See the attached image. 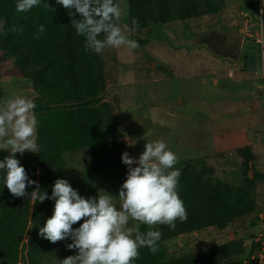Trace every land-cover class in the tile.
Listing matches in <instances>:
<instances>
[{"label": "trees", "instance_id": "1", "mask_svg": "<svg viewBox=\"0 0 264 264\" xmlns=\"http://www.w3.org/2000/svg\"><path fill=\"white\" fill-rule=\"evenodd\" d=\"M127 1L132 30L133 19L138 21L134 31L218 14L226 7V0ZM16 3L17 0H0V51L5 56L2 74L32 83L40 145L39 153L26 150L22 156L17 153V158L29 177L39 182L41 191L49 195L56 179H67L65 155L78 150L89 153L84 188L79 194L85 197L100 194L94 176L109 177L122 184L127 172L121 160L125 152L121 139L124 115L119 105L104 100L107 86L104 58L85 51L84 37L71 25L73 17L56 0H41L39 6L27 12L16 11ZM249 6L256 15L260 14L259 0ZM74 18L80 19L79 14ZM41 24L46 31L36 39L34 34ZM131 37L139 43L147 42L134 33ZM7 155L8 152H0V159ZM251 160L253 157L247 155L245 163L249 166ZM180 170L178 191L187 219L177 220L174 229L168 225L141 224L139 232L155 228L162 236L157 253L142 247L134 264H222L241 256L249 261L260 243L228 239L199 249L191 246L197 235L210 228L223 231L239 223L247 226V219L258 208L256 178L247 177L239 186L221 179L208 184L204 173L192 165ZM34 188L27 191L30 193ZM53 207V200L33 205L28 196L13 198L0 183V264H43L57 244L39 235V228L52 215ZM180 236L181 252L170 257L166 243Z\"/></svg>", "mask_w": 264, "mask_h": 264}, {"label": "rangeland", "instance_id": "2", "mask_svg": "<svg viewBox=\"0 0 264 264\" xmlns=\"http://www.w3.org/2000/svg\"><path fill=\"white\" fill-rule=\"evenodd\" d=\"M252 1L226 0L225 9L218 14L134 31L128 20V1L116 0L122 10L117 23L127 37L132 39L134 33L147 42L137 41L135 49L127 45L107 47L100 53L107 82L104 100L119 105L123 112L121 139L130 156L139 157L145 144L163 140L177 154L174 168L190 164L204 173L208 184L221 179L239 186L247 177L256 178L258 208L247 219V226L239 223L223 231L210 228L197 235L191 249L228 239L255 242L264 236V88L257 87L264 84V75L243 70L240 62L215 55L206 45H187L188 38L214 28L236 29L244 37L261 41L264 56V13L256 15L249 6ZM4 60L0 51V68ZM2 73L1 68L0 103L21 95L35 97L30 81ZM129 142L135 143L129 146ZM88 155L86 150L65 155L67 180L78 191L84 188ZM247 155L253 157L249 166ZM93 180L100 194L109 191L114 203H120L119 181L102 176ZM129 226L138 230L141 224L130 221ZM67 242L58 241L43 264H62L64 258L75 254L66 247ZM166 247L170 257L177 255L182 237L167 241ZM222 264L252 263L241 256Z\"/></svg>", "mask_w": 264, "mask_h": 264}, {"label": "clouds", "instance_id": "3", "mask_svg": "<svg viewBox=\"0 0 264 264\" xmlns=\"http://www.w3.org/2000/svg\"><path fill=\"white\" fill-rule=\"evenodd\" d=\"M40 3L41 0H17L16 11L27 12ZM56 4L73 17L71 25L84 37L85 51L100 54L107 47H138V42L129 39L117 23L122 10L116 0H56ZM76 14L80 19L74 18ZM132 25L135 30L138 21L133 19ZM45 31L41 24L34 38L38 39ZM261 65L257 70L264 75V63ZM257 87L264 88V84ZM35 109V97L21 95L0 103V152H8L0 159V183L13 198L28 196L33 205L46 199L54 201L52 215L39 228V235L53 244L70 241L66 247L75 254L64 258L62 264H134L142 247L156 254L162 233L155 228L141 233L129 225L130 221H136L174 229L177 220L187 219L178 191L181 170L174 168L178 162L176 152L163 140L145 144L139 157L123 152L121 160L127 172L119 189V204L114 203L113 195L106 190L85 197L65 178L55 180L49 195L41 191L37 180L29 177L16 155L22 156L26 150L40 151ZM134 143L129 142V146ZM32 186L35 188L29 193L27 189ZM80 221L83 222L78 227H73Z\"/></svg>", "mask_w": 264, "mask_h": 264}, {"label": "water", "instance_id": "4", "mask_svg": "<svg viewBox=\"0 0 264 264\" xmlns=\"http://www.w3.org/2000/svg\"><path fill=\"white\" fill-rule=\"evenodd\" d=\"M262 4L264 5V0ZM187 45L192 47L206 45L213 54L240 62L243 70L248 69L243 68V65L247 67L248 61L255 62L260 67L261 63H264L263 43L254 37H244L236 29L228 32L214 28L209 32L188 38ZM257 69L256 65L251 67V70Z\"/></svg>", "mask_w": 264, "mask_h": 264}, {"label": "built area", "instance_id": "5", "mask_svg": "<svg viewBox=\"0 0 264 264\" xmlns=\"http://www.w3.org/2000/svg\"><path fill=\"white\" fill-rule=\"evenodd\" d=\"M260 3V13L263 14L262 9H264V5L262 4V0H259ZM264 236L257 237L255 242L260 243V247L255 249L250 256V260L252 264H264Z\"/></svg>", "mask_w": 264, "mask_h": 264}, {"label": "flooded vegetation", "instance_id": "6", "mask_svg": "<svg viewBox=\"0 0 264 264\" xmlns=\"http://www.w3.org/2000/svg\"><path fill=\"white\" fill-rule=\"evenodd\" d=\"M243 55V52H242V54H241V56ZM249 60V59H248ZM264 61V60H263ZM254 65H256L257 66V68H259L260 67V65H258V64H255V62H250V61H248V65H247V67H244V65H243V68H248L247 70H251V67L252 66H254ZM253 71H255V72H257V73H259V71L258 70H253ZM260 74V73H259Z\"/></svg>", "mask_w": 264, "mask_h": 264}]
</instances>
